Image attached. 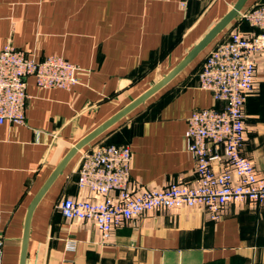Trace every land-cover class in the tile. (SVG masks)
Instances as JSON below:
<instances>
[{"label": "crops", "instance_id": "obj_1", "mask_svg": "<svg viewBox=\"0 0 264 264\" xmlns=\"http://www.w3.org/2000/svg\"><path fill=\"white\" fill-rule=\"evenodd\" d=\"M236 0H0V49L6 41L34 59L58 54L77 65L69 89L40 88L26 78L25 122L0 123L2 264H18L27 207L68 149L157 82ZM264 0H246L239 12ZM238 14L169 82L102 132L127 144L130 178L161 187L195 180L185 150L187 117L218 106L197 74L211 47L231 29L256 31ZM240 154L264 180V62L243 105ZM78 150L36 204L24 264H264V206L231 202L218 220L203 207L156 209L132 217L106 238L91 221L65 219L64 197L77 187Z\"/></svg>", "mask_w": 264, "mask_h": 264}, {"label": "built area", "instance_id": "obj_2", "mask_svg": "<svg viewBox=\"0 0 264 264\" xmlns=\"http://www.w3.org/2000/svg\"><path fill=\"white\" fill-rule=\"evenodd\" d=\"M177 1L184 6L189 0ZM239 15L256 31L231 29L209 49L197 74L199 87L223 105L194 108L187 117L183 139L195 180L168 181L161 187L139 184L130 178L129 145L98 141L80 150L76 165L77 187L91 196L61 199L58 208L65 219L91 221L106 238L132 217L151 210L199 206L211 220H218L231 202L264 206V180L240 154L243 105L255 89L256 65L264 62V3ZM78 70L58 54L34 59L6 41L0 49V123L25 122L28 76L40 88L69 89L77 83ZM2 255L0 236V264Z\"/></svg>", "mask_w": 264, "mask_h": 264}, {"label": "water", "instance_id": "obj_3", "mask_svg": "<svg viewBox=\"0 0 264 264\" xmlns=\"http://www.w3.org/2000/svg\"><path fill=\"white\" fill-rule=\"evenodd\" d=\"M246 0H236L232 7L225 13L207 32L206 34L190 49V51L175 65L173 66L165 75H163L157 82L148 87L142 93H140L137 97L132 99L126 105L121 107L118 111H116L113 115L108 117L105 121L97 125L91 131L86 133L83 137L77 140L63 155L58 164L55 166L53 171L47 177L45 182L36 192L32 200L30 201L26 213L23 224V233L21 240V249L19 255L18 264H24L25 255H26V246L28 239V231L29 224L32 212L43 196L47 188L56 178V176L60 173L65 164L74 156V154L80 150L82 147L90 143L93 139L99 136L106 129L115 124L118 120H120L123 116L132 111L135 107L145 101L149 96L159 90L162 86H164L167 82H169L184 66L192 60L216 35L219 33L240 11L242 6L244 5Z\"/></svg>", "mask_w": 264, "mask_h": 264}]
</instances>
